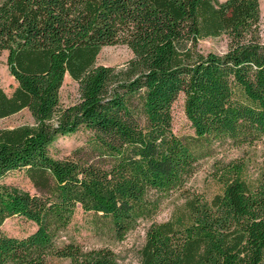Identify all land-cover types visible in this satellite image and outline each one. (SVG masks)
Instances as JSON below:
<instances>
[{"label":"trees","instance_id":"16d2710c","mask_svg":"<svg viewBox=\"0 0 264 264\" xmlns=\"http://www.w3.org/2000/svg\"><path fill=\"white\" fill-rule=\"evenodd\" d=\"M258 0H0V50L15 86H0V117L27 108L33 121L0 127V264H117L108 246L61 239L76 204L107 221L121 240L156 204L149 192L182 191L164 221L150 223L138 264H264V168L253 181L241 163L220 170L209 199L188 187L214 140L252 144L264 137V33ZM227 36L222 53L198 39ZM125 43L118 69L96 63L104 44ZM78 98L61 105L64 74ZM192 134L171 127L172 102ZM82 126L88 148L49 151ZM22 169L33 191L2 180ZM35 223L10 235L5 217Z\"/></svg>","mask_w":264,"mask_h":264},{"label":"rangeland","instance_id":"374dc122","mask_svg":"<svg viewBox=\"0 0 264 264\" xmlns=\"http://www.w3.org/2000/svg\"><path fill=\"white\" fill-rule=\"evenodd\" d=\"M259 1L258 29L264 33V0ZM227 45V36H206L198 39L196 49L201 52L210 50L222 53ZM5 51L0 50V86L9 94L15 86V80L7 70L5 63ZM132 56L129 47L117 41L114 44H104L99 49L95 62L110 64L117 69ZM182 93L180 92L171 104V127L177 135L192 134V127L182 110ZM78 98L77 83L67 73L64 74L59 89L61 105L71 104ZM32 116L27 108L23 107L12 114L0 117V127H11L18 123L32 122ZM92 132L79 126L72 133L59 134L49 145V151L55 157L69 155L75 147L88 148ZM241 163V178L249 182L253 181L260 169L264 168V137L252 144L235 145L229 139L214 140L208 154L199 158L194 173L189 178L187 185L196 192H200L205 199H209L215 192L220 191L221 185L218 179L220 170L230 163ZM2 180L16 184L19 187L33 191V186L22 169L14 168L7 171ZM149 199L155 202L156 207L150 216L139 217L134 227L129 229L121 240H116L110 235V227L107 221L96 217L90 211H84L76 204L70 223L62 232L60 238L72 239L82 243L84 247L109 246L116 256L117 264H138L139 247L144 241L146 227L156 221H164L179 208L183 200L182 191L149 192ZM35 223L15 214L5 217L1 222V228L10 235H23L31 231ZM46 264H68V259L50 255Z\"/></svg>","mask_w":264,"mask_h":264}]
</instances>
